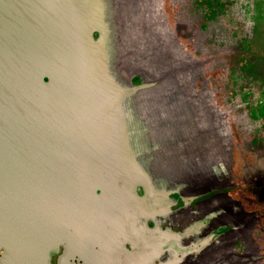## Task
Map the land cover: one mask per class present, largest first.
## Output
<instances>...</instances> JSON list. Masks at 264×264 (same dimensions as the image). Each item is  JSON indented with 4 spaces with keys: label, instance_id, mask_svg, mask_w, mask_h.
<instances>
[{
    "label": "water",
    "instance_id": "water-1",
    "mask_svg": "<svg viewBox=\"0 0 264 264\" xmlns=\"http://www.w3.org/2000/svg\"><path fill=\"white\" fill-rule=\"evenodd\" d=\"M89 42L70 0H0L1 264L20 221L53 214L54 202L73 217L50 222L59 232L43 253L64 244L87 263L116 248L126 219L141 213L120 202L129 192L116 184V159L126 155L105 126L119 91ZM87 200L92 208L78 206Z\"/></svg>",
    "mask_w": 264,
    "mask_h": 264
},
{
    "label": "crops",
    "instance_id": "crops-1",
    "mask_svg": "<svg viewBox=\"0 0 264 264\" xmlns=\"http://www.w3.org/2000/svg\"><path fill=\"white\" fill-rule=\"evenodd\" d=\"M138 57L125 59L117 101L105 114L113 147L126 155L116 159L124 162L117 185L130 192L120 202L141 212L126 219L132 231L145 235L135 239L146 243L138 253L151 259L166 250L168 262L157 264H250L254 237L263 227L254 214L253 195L260 187L258 200L263 201L264 167L255 173L253 161L261 129L248 117L240 128L230 117L206 120L203 66L193 75L186 65L143 67ZM228 132L231 140L241 139V153L251 156L250 165L223 148L221 139ZM210 138L219 141L216 154ZM215 185L221 188L212 193ZM124 233L116 248L104 249L122 264L132 258L129 254L138 255L122 245L125 228Z\"/></svg>",
    "mask_w": 264,
    "mask_h": 264
},
{
    "label": "rangeland",
    "instance_id": "rangeland-1",
    "mask_svg": "<svg viewBox=\"0 0 264 264\" xmlns=\"http://www.w3.org/2000/svg\"><path fill=\"white\" fill-rule=\"evenodd\" d=\"M70 1L82 13V21L90 35L89 45L96 58H101L100 62L103 59L108 61L116 83L123 82L125 59L130 55L143 58V67L174 65L180 68L186 65L193 75L203 66L206 120L230 117L238 128L244 126V119L253 120V126L262 133L253 152L255 173L262 165L264 167V0ZM201 76L200 73V80ZM110 125L111 130L117 129L116 122ZM229 135L228 132L221 139L223 148L230 147L228 152L232 158L237 152L238 158L247 160L250 165L251 156L241 153V139L231 140ZM209 142L213 154L218 153L219 141L210 138ZM220 188L215 185L211 192ZM254 188L257 190L253 192L254 214L262 218L259 225L264 227V195L263 201H259L260 187ZM53 206V214L37 217V221L36 218L28 220L33 229L29 235L25 236L29 229L24 232V228L20 229L21 224L24 225L23 220L20 221L19 229L23 235L20 232L8 240L6 263L46 264L51 248L45 253L43 250L59 232L57 224L52 226L50 222L66 223L73 217L65 212L63 216L59 203L54 202ZM78 206L88 209L94 205L87 200ZM47 224L53 228L46 236ZM263 227L260 235L254 237L253 262L250 264H264ZM69 239L73 242V234ZM79 245L81 250L88 246L86 242ZM31 250H36L35 255Z\"/></svg>",
    "mask_w": 264,
    "mask_h": 264
},
{
    "label": "flooded vegetation",
    "instance_id": "flooded-vegetation-1",
    "mask_svg": "<svg viewBox=\"0 0 264 264\" xmlns=\"http://www.w3.org/2000/svg\"><path fill=\"white\" fill-rule=\"evenodd\" d=\"M130 190V188H128ZM127 223H125L124 228L127 232V237H125V239L123 240V246L127 247L129 250H131L133 253H135L134 255L136 256H132V254H129V260H125L126 264H157L158 261L163 260V261H167L168 259L164 258V254L167 253V251H163V252H158V255L155 258H151V259H147L146 255L143 254H139L138 251L141 249L143 250V248H145V241L141 242V241H135L136 238L140 239L141 237L145 236V235H139L137 234L136 231H132V228L130 227V224L128 223V220H126ZM167 244V243H166ZM168 245V244H167ZM154 250L153 246H150L148 248ZM97 249V248H96ZM125 249V248H124ZM126 250V249H125ZM121 252V255L124 254V252ZM159 250V249H157ZM118 250H113V253L111 252V254H114L115 252H117ZM35 253V252H34ZM105 254V252H104ZM151 254L155 255L156 252ZM34 255V254H33ZM0 256H1V252H0ZM124 259H122L123 261ZM92 264H122L120 259L118 260H113L112 257L106 256L104 255V258H99L96 261L91 262ZM90 261L87 263L86 261H84V259L82 258V255L79 254L78 252H73V254L68 255L65 252V247L64 244H58L55 247H52L49 252H48V259L46 261V264H91ZM1 264V262H0Z\"/></svg>",
    "mask_w": 264,
    "mask_h": 264
},
{
    "label": "bare ground",
    "instance_id": "bare-ground-1",
    "mask_svg": "<svg viewBox=\"0 0 264 264\" xmlns=\"http://www.w3.org/2000/svg\"><path fill=\"white\" fill-rule=\"evenodd\" d=\"M46 200H47V199H45L44 202H45V203H48V202H46ZM47 201H48V200H47ZM42 202H43V201H42ZM46 205H47V204H46ZM39 217H40V216H39ZM29 219H30L29 217H25V219L23 220V222H24L23 224H24V225L21 224V226H20V229H23V228H24L23 232L25 231V229H26V230L29 229V232H28L27 234H25V236H26V235H29L30 231H33V229L31 228V227H32L31 224L28 223V222H30V221H28ZM36 221H37V217H36ZM47 226H48V227H47ZM47 226H46V228H47V229H46V230H47V234H46V236L48 235V233H50V232L52 231V228H53V227L49 226V224H47ZM50 227H51V228H50ZM30 228H31V229H30ZM20 229H19V233L22 232V231H20ZM23 232H22L21 236L23 235ZM35 251H36V250H35ZM35 251H34V250H31V252H33V253H34ZM35 253H36V252H35ZM35 253H34V255H35ZM8 264H10V263H8Z\"/></svg>",
    "mask_w": 264,
    "mask_h": 264
}]
</instances>
